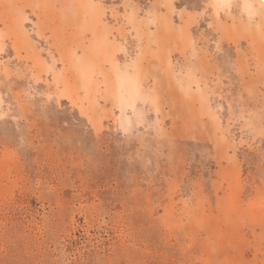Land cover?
Here are the masks:
<instances>
[{
    "label": "rangeland",
    "instance_id": "1",
    "mask_svg": "<svg viewBox=\"0 0 264 264\" xmlns=\"http://www.w3.org/2000/svg\"><path fill=\"white\" fill-rule=\"evenodd\" d=\"M0 264H264V0H0Z\"/></svg>",
    "mask_w": 264,
    "mask_h": 264
}]
</instances>
